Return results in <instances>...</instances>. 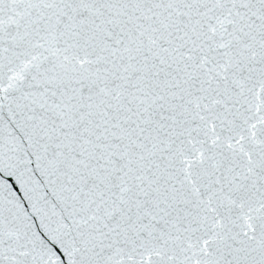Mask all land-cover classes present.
Masks as SVG:
<instances>
[{
	"label": "snow or ice",
	"instance_id": "obj_1",
	"mask_svg": "<svg viewBox=\"0 0 264 264\" xmlns=\"http://www.w3.org/2000/svg\"><path fill=\"white\" fill-rule=\"evenodd\" d=\"M0 264H264V0H0Z\"/></svg>",
	"mask_w": 264,
	"mask_h": 264
}]
</instances>
